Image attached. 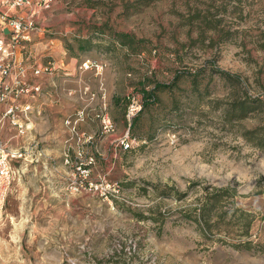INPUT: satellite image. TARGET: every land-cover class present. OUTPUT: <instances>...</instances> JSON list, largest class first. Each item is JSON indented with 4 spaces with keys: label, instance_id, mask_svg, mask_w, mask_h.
Listing matches in <instances>:
<instances>
[{
    "label": "rangeland",
    "instance_id": "374dc122",
    "mask_svg": "<svg viewBox=\"0 0 264 264\" xmlns=\"http://www.w3.org/2000/svg\"><path fill=\"white\" fill-rule=\"evenodd\" d=\"M95 1L15 6L35 19L17 52L42 94L24 136L7 118L0 127L7 147L21 153L11 161L13 179L0 214V264H264V150L242 136L264 125V113L225 122L210 102L229 97L230 86L213 73L209 95L177 93V111L168 109L169 93L159 92L163 103L142 116L150 140L132 137L123 118L142 76L168 82L175 70L208 61L240 75L256 96L264 88V0H242L240 16L219 13L234 31L230 39L212 45L195 39L184 47L186 20L210 0ZM104 23L145 38L147 51L132 53L94 31ZM83 38L92 45L79 50ZM38 65L49 71L34 77ZM105 115L113 130L104 129ZM126 133L130 150L121 149ZM212 187L231 191L222 198V223L205 232L184 212L197 209ZM174 190L185 195L177 199ZM247 220L252 242L236 246L247 240Z\"/></svg>",
    "mask_w": 264,
    "mask_h": 264
},
{
    "label": "trees",
    "instance_id": "16d2710c",
    "mask_svg": "<svg viewBox=\"0 0 264 264\" xmlns=\"http://www.w3.org/2000/svg\"><path fill=\"white\" fill-rule=\"evenodd\" d=\"M145 1L146 0H138L136 3H145ZM241 1L242 0H210L203 11L198 10L194 12L185 22V24L189 26L186 32L188 43H183L181 46L184 47L194 44L195 39H208L211 45L230 39L234 31L230 29L226 30L225 24H223L224 18L218 15L219 13L230 12L238 13V16H240L242 11ZM214 2H218V4H214ZM96 3L97 1L93 2V5ZM134 3L132 5L126 4L124 8L125 12H127L131 6L133 7ZM195 22L197 23L196 27L198 29L196 32L197 36L193 38L191 36V31L193 29L192 25H194ZM112 30L113 29L105 23L94 26V31L98 34L110 35L113 44L114 42L118 43L119 46L126 48L132 53L147 51L150 42L145 38H138L134 34L128 32H114ZM206 33H209V35ZM91 45L92 42L89 38L77 40V47L79 50H86L90 48ZM67 48H72L71 44H67ZM206 70H208L209 74L207 72L208 78L204 80V73H206ZM213 73L230 86L231 94L229 97L221 100L214 99L210 102L213 107L220 108L222 119L225 122L234 124L247 117L248 114L252 112L264 113V88H262L256 96H252L248 93L240 75L221 69L215 66L212 61H208L207 65L200 67H185L175 70L168 82L149 80L147 76H142L138 81V91L128 95L124 103L123 114L125 115H123V118L127 117L128 119V129L131 136L139 140H150L153 137V134H147L145 136L142 132L145 125V120L142 119V116L145 112L150 111L151 107H158L163 103L160 99L159 92L169 93L171 100L168 109L170 111H177L180 107L177 93L187 90L190 94L195 95L197 99L209 95V83L212 81ZM181 82L185 83L186 86L182 88ZM116 103L118 102L116 101ZM132 104L138 105L139 108L128 117V109ZM242 136L252 146L264 150V125L254 129L244 130ZM128 150H130V148ZM230 191V187H212V190L205 192L204 198L198 205V208L188 207L186 212H184V216L186 218H192L203 231L207 232L211 230L213 225L222 223L225 218L227 211L222 210L221 202L223 197L230 196ZM160 193L163 196L168 195L165 190H161ZM174 195L177 199H181L185 195V192L174 190ZM213 217H215V220H212ZM243 227L242 235L246 237L247 240L239 242L236 246H247L252 242V240L248 239L251 235V221L247 220V222L243 224ZM260 249L264 252V242L261 243Z\"/></svg>",
    "mask_w": 264,
    "mask_h": 264
},
{
    "label": "built area",
    "instance_id": "2783aa9c",
    "mask_svg": "<svg viewBox=\"0 0 264 264\" xmlns=\"http://www.w3.org/2000/svg\"><path fill=\"white\" fill-rule=\"evenodd\" d=\"M8 2L15 7L29 4L30 0H0V7ZM35 28L32 12L19 15L6 10L0 14V127L2 119L7 118L21 136H24L25 131L31 127L28 115L32 111L33 102L42 94V85L38 81H28V69L17 52L19 42L29 40ZM47 71H49L48 66L38 65L32 68L31 75L38 77ZM138 108V105L132 104L127 116L129 117ZM102 123L105 130H113L107 115L102 117ZM130 142L126 133L120 141L121 149L128 150ZM16 157H21V153L9 149L0 136V214L13 179L11 161Z\"/></svg>",
    "mask_w": 264,
    "mask_h": 264
},
{
    "label": "crops",
    "instance_id": "0c3cea01",
    "mask_svg": "<svg viewBox=\"0 0 264 264\" xmlns=\"http://www.w3.org/2000/svg\"><path fill=\"white\" fill-rule=\"evenodd\" d=\"M6 10L9 13H12V14H19L20 13L19 10L17 8L11 6L9 2L6 3V4L1 5V7H0V14L2 12H5Z\"/></svg>",
    "mask_w": 264,
    "mask_h": 264
}]
</instances>
